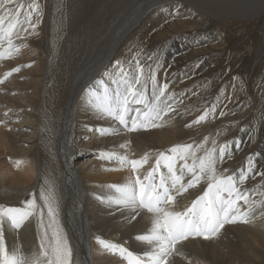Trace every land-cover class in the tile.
Masks as SVG:
<instances>
[{"label":"bare ground","instance_id":"6f19581e","mask_svg":"<svg viewBox=\"0 0 264 264\" xmlns=\"http://www.w3.org/2000/svg\"><path fill=\"white\" fill-rule=\"evenodd\" d=\"M37 2L42 5L40 0ZM185 2L141 0L124 22L118 23L120 26L116 24L119 28L112 31L111 38L108 36L110 40L105 46L101 42L107 33L105 29H98L99 34L91 31L77 34L72 40L64 39L52 67H48L47 55L42 53L44 48L30 43L23 32L20 35L24 37L26 47L20 53L9 56L6 45L0 48L5 52L0 58V80L4 81L0 84V207H25L24 201L30 199H35L41 206V191L51 187L58 201V227L72 249L71 264H127L125 258L99 244L97 237L119 244L136 256L143 257L149 250L146 242H138L135 238L150 228L149 215L141 214L129 223L119 212L110 213L95 197L116 195L110 185H123L134 179L131 166L121 165L117 157L140 159L147 154L148 162L138 173L143 180L155 167L158 153L188 144L183 141L188 125L185 109L175 102L177 112L165 117L162 126L128 132L116 121L101 118L88 105L86 90L101 79L106 70L112 71L117 60L127 68L132 54L127 49L130 37L141 27L142 34L146 28H153L164 8ZM46 4L49 11L51 0H46ZM206 4L205 11L208 12L212 7L210 2ZM14 5L10 7L14 8ZM226 9H221V13ZM202 10L203 15L205 11ZM182 24L195 27L189 21ZM209 25L205 24L198 31L206 34ZM13 39L15 44L21 43L19 39ZM115 58L117 60L113 61ZM17 67L20 71L12 72ZM9 72L12 74L6 76ZM147 95H151V90ZM132 107L145 110L143 105ZM100 129H109L110 134H101ZM207 131L213 130L201 131L199 136ZM110 153H116V157L108 159ZM206 185L202 181L186 192L174 193V206L179 210L190 206L203 194ZM21 203L24 205H19ZM46 212L45 209V224L49 221ZM39 219L34 215L19 231L6 227V244L10 251L19 249L23 255L31 256L37 250L41 231ZM51 231L49 229V234ZM182 251L184 256L177 257L176 264H189V261L191 264H264V218L258 216L249 225H226L210 240L190 238L183 242Z\"/></svg>","mask_w":264,"mask_h":264},{"label":"snow or ice","instance_id":"6c2138e0","mask_svg":"<svg viewBox=\"0 0 264 264\" xmlns=\"http://www.w3.org/2000/svg\"><path fill=\"white\" fill-rule=\"evenodd\" d=\"M13 4L16 6L10 7ZM24 7L17 3V0H0V48L6 45L9 56L20 53L21 49L26 47L21 32L36 27L37 21L33 19V14H36L38 19L39 3L37 0H31L27 5V14L21 18ZM14 37L21 43L15 44ZM4 55L5 52L0 51V58ZM147 59L152 61L153 56L149 55ZM127 65L126 69L123 63L117 60L112 71L106 70L102 78L86 90L88 105L101 118L116 121L128 132L162 126L165 117L175 114L177 108L176 94H169L167 91L169 84H160L157 80L156 70L160 68V63L157 61L155 67L152 64H144L137 53L127 61ZM200 66L199 63L196 64V68ZM145 68L148 69L147 75ZM18 71L19 67L12 69V72ZM12 72L6 76H10ZM3 82L0 80V84ZM149 83L150 96L147 95ZM133 105H143L145 110L133 108ZM215 111V105L204 109L192 123L205 121L209 113L214 114ZM133 112L135 115H132ZM220 115L225 113L220 112ZM99 131L101 134H110L109 129ZM211 143V148H205L204 144L189 143L173 146L167 153H158L155 167L143 180L138 173L139 168L148 162L147 154L140 159L117 157L121 165L131 166L135 174L134 179L123 185H110L109 188L113 189L116 195L101 194L95 198L106 206L110 213L119 212L129 223L141 214L149 215L150 228L135 237L138 242H146L149 250L141 257L119 244L97 237L99 244L113 254L118 253L127 260V264H176V258L184 256L183 242L190 238L202 237L204 240H210L217 237L226 225H249L258 216L264 218V192L259 193L261 199L257 200L253 198L251 189L243 187L248 180L256 176L264 177V172L256 167L253 156L246 158V167L239 171L238 176L226 174V169L221 173L218 165L231 155L233 145L239 149L240 142L233 140L217 145L213 140ZM199 152H203V155H198ZM113 157H116V153L108 155V159ZM161 168L166 171L158 172ZM202 181L207 183L203 194L193 200L190 206L182 210L177 209L173 204L176 199L174 193L186 192ZM39 199L42 201L41 206L37 205L35 199H30L24 201L25 207H0V264H71L72 249L62 229L58 227V201L54 191L51 187L42 190ZM45 209L49 218L47 224L43 221ZM125 213L127 215H124ZM34 215L39 216L41 229L37 250L32 252L31 256L23 255L19 249L10 251L6 244V227L19 231L27 226L26 222ZM49 229L52 230L51 234Z\"/></svg>","mask_w":264,"mask_h":264},{"label":"rangeland","instance_id":"374dc122","mask_svg":"<svg viewBox=\"0 0 264 264\" xmlns=\"http://www.w3.org/2000/svg\"><path fill=\"white\" fill-rule=\"evenodd\" d=\"M140 1L51 0V11H48L46 0H40L42 5L38 19L33 14V19L37 21L35 29L29 28L23 33L30 43L44 48L42 53L47 55L48 67H52L64 39L72 40L77 34L91 31L99 34L98 29H105L107 33L101 40L105 46L110 40L108 36L114 35L116 28ZM186 1L187 4L164 8L158 15L160 22L153 28H146L142 34L141 27L130 37L127 44L128 51L132 53L130 58L139 53L144 64L155 67L157 61L160 63V68L156 70L157 80L160 84H169L168 93L176 94V102L185 109L187 123L191 125L185 128L183 141L211 148L213 140L217 145L239 140V149L233 145L231 155L218 165L221 173L226 169V174L238 176L239 170L246 167V158L250 156H253L258 170L264 172V0ZM30 2L17 0V3L25 6L21 18L27 14ZM207 2L212 7L208 8V12L205 11ZM190 4L198 5V11ZM225 8L226 12L221 13ZM200 10L205 13L202 15ZM174 12L179 14L173 15ZM186 21L195 27L184 26L182 23ZM205 24H210V29L206 34H201L198 29ZM149 55L153 56L152 61L147 59ZM198 63L201 66L196 68ZM147 74L148 69L145 68ZM149 90L150 83L147 86ZM213 105L216 106L214 114L209 113L205 121L192 123L204 109ZM220 112L225 115L221 116ZM205 129L213 131L199 136ZM198 155H203V152ZM243 187L251 189L254 198L261 199L259 193L264 192V177L256 176ZM206 188L207 185L203 191Z\"/></svg>","mask_w":264,"mask_h":264}]
</instances>
